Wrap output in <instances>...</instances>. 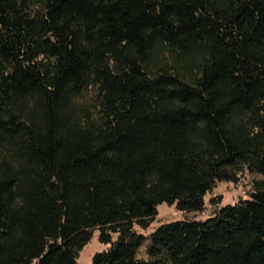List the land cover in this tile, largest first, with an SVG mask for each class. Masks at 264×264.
Returning a JSON list of instances; mask_svg holds the SVG:
<instances>
[{
    "label": "trees",
    "instance_id": "1",
    "mask_svg": "<svg viewBox=\"0 0 264 264\" xmlns=\"http://www.w3.org/2000/svg\"><path fill=\"white\" fill-rule=\"evenodd\" d=\"M94 231L89 264H264V0H0V264Z\"/></svg>",
    "mask_w": 264,
    "mask_h": 264
},
{
    "label": "rangeland",
    "instance_id": "2",
    "mask_svg": "<svg viewBox=\"0 0 264 264\" xmlns=\"http://www.w3.org/2000/svg\"><path fill=\"white\" fill-rule=\"evenodd\" d=\"M261 179L257 173L243 172L238 175L236 181H217L214 187L204 195V205L200 211H181L178 210L174 203L162 202L156 206L154 220L149 227L143 230L148 233L151 228L160 222L179 220L183 218H203L209 215L214 209L215 204L232 202L240 196H244L250 189L252 180ZM147 241L138 249V257H144V248ZM104 248V244L97 240V232L94 231L88 241L78 252V261L80 264H89L91 255L96 251Z\"/></svg>",
    "mask_w": 264,
    "mask_h": 264
}]
</instances>
